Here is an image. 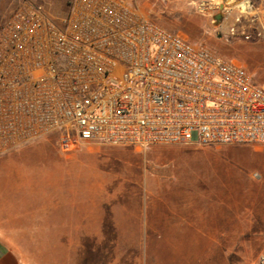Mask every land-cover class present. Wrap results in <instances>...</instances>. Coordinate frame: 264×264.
<instances>
[{
	"label": "rangeland",
	"instance_id": "obj_1",
	"mask_svg": "<svg viewBox=\"0 0 264 264\" xmlns=\"http://www.w3.org/2000/svg\"><path fill=\"white\" fill-rule=\"evenodd\" d=\"M25 1L59 23L71 0H0V22ZM136 2L154 23L241 61L264 84L255 50L264 36L226 35L233 24L261 31L257 9L236 24L235 3L200 11L190 0ZM0 181L13 205L65 212V228L15 246L27 264H254L264 249V146L80 141L64 152L52 133L1 155Z\"/></svg>",
	"mask_w": 264,
	"mask_h": 264
},
{
	"label": "built area",
	"instance_id": "obj_2",
	"mask_svg": "<svg viewBox=\"0 0 264 264\" xmlns=\"http://www.w3.org/2000/svg\"><path fill=\"white\" fill-rule=\"evenodd\" d=\"M190 1L200 11L235 3L237 24L260 0ZM253 30L233 24L226 35L264 36ZM52 133L64 152L80 141L264 146V85L136 0H71L59 23L25 1L0 22V156Z\"/></svg>",
	"mask_w": 264,
	"mask_h": 264
},
{
	"label": "crops",
	"instance_id": "obj_3",
	"mask_svg": "<svg viewBox=\"0 0 264 264\" xmlns=\"http://www.w3.org/2000/svg\"><path fill=\"white\" fill-rule=\"evenodd\" d=\"M257 12L264 21V0L259 1ZM261 30L264 32V26ZM255 50L264 55V41L257 42ZM238 63L242 65L241 61ZM7 194L8 190L0 189V264H27L23 253L15 246L40 245L42 230L65 228L64 224L68 222L62 218L65 212L59 211L56 206L45 210L39 205H13L8 202Z\"/></svg>",
	"mask_w": 264,
	"mask_h": 264
},
{
	"label": "bare ground",
	"instance_id": "obj_4",
	"mask_svg": "<svg viewBox=\"0 0 264 264\" xmlns=\"http://www.w3.org/2000/svg\"><path fill=\"white\" fill-rule=\"evenodd\" d=\"M231 2H232V0H230V3H231ZM224 5H225V4H224ZM240 6H241L242 9H244V5H243V4H241ZM230 169H231V168H230ZM235 170H236V169H235ZM227 171H228V170H227ZM210 174H211V173H210ZM228 174H229V173H228ZM224 176H225V175H224Z\"/></svg>",
	"mask_w": 264,
	"mask_h": 264
},
{
	"label": "water",
	"instance_id": "obj_5",
	"mask_svg": "<svg viewBox=\"0 0 264 264\" xmlns=\"http://www.w3.org/2000/svg\"><path fill=\"white\" fill-rule=\"evenodd\" d=\"M222 9V6H220V10ZM217 18L219 19V15L217 16Z\"/></svg>",
	"mask_w": 264,
	"mask_h": 264
}]
</instances>
